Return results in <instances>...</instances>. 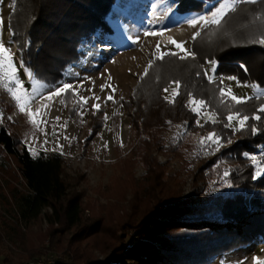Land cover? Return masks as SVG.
<instances>
[{
    "label": "trees",
    "instance_id": "obj_1",
    "mask_svg": "<svg viewBox=\"0 0 264 264\" xmlns=\"http://www.w3.org/2000/svg\"><path fill=\"white\" fill-rule=\"evenodd\" d=\"M117 1L15 0L9 29L24 65L40 82L53 85L63 80L67 68L86 55L83 47L94 32L112 30L108 17ZM205 1L179 0L178 12L201 14ZM225 1L209 0L207 4L215 2L213 9ZM262 16L264 0H236L235 10H228L219 26H204L201 35L192 40L193 55L154 58L131 100L115 102L124 104L130 114L132 148L128 157L116 161L120 175L107 190H97L107 204L97 199L84 201L83 192L77 189L78 179L67 171L59 153L33 155L17 131L10 133L5 124L0 125V157L4 159H0V176L7 183L5 189L0 182V242L5 236L19 249L18 262L39 255L47 239L50 250L72 264H208L238 246L264 240V176L254 178L258 167L264 169V113H260V121L250 119L239 132L224 126L231 112L257 114L264 106V94L235 105L230 100L225 103L219 92L224 76L264 91V44L253 42L264 34ZM208 61L218 63L215 82L205 75ZM173 81H179L180 87L170 102L164 99L163 89ZM75 98L64 94L70 116ZM192 98L205 101L216 123H197L199 115L189 104ZM0 108L4 116L12 110L1 94ZM103 114V110L95 111L90 122L93 129L101 126ZM178 124L186 125L188 139L194 133H217L221 138L219 152L201 162L194 175V180L205 185L219 180L225 187L206 200L181 199L186 182L183 169L190 171L194 146L167 143L162 133L166 126ZM253 127L260 131L253 134ZM154 150L173 153L182 161L181 169L160 162ZM139 163L144 172L136 177ZM18 174L24 190L15 184ZM43 218L47 228L34 231L33 223ZM21 223L27 231L23 232ZM5 263L17 262L7 256Z\"/></svg>",
    "mask_w": 264,
    "mask_h": 264
},
{
    "label": "rangeland",
    "instance_id": "obj_2",
    "mask_svg": "<svg viewBox=\"0 0 264 264\" xmlns=\"http://www.w3.org/2000/svg\"><path fill=\"white\" fill-rule=\"evenodd\" d=\"M207 1L209 0L205 1L202 13L198 14L195 12L179 13L178 4H171V0H118L108 17L112 30L98 29L94 32L92 39L83 47L86 55L80 62L67 68L63 80L49 85L53 89L62 86L64 83L73 85L76 92V98L73 100L75 104L73 116L69 115L67 105L64 102V94L54 97L51 101L38 100L31 105V108L33 111L42 109V120L46 123H42L39 128L34 127L30 123L29 117L25 113H21L16 101L0 82V94L12 105V110L6 116H4V110L0 108V112L3 113L0 125L5 124L10 133L17 131L22 138V143L28 149L33 150L35 153L31 152L33 155H38L40 152L59 153L65 160L67 171L78 179L77 189L83 192L84 201L97 199L101 203L107 204V199L97 190H107L113 179L120 175L116 161L128 157L132 148V140L129 137L131 133L130 114L124 104L116 105L115 102L122 99L131 100L137 83L145 74V69L149 68V63L158 55L159 39L166 38L167 42H171L173 39L177 42H184V48L190 53L193 36L196 32H200L204 25L201 23L192 27L188 24V20L200 15H208L217 7L225 8L227 13L231 9L228 6L230 4L235 5L236 2V0H226L212 9L211 7L214 6L215 2L214 4L213 2L207 4ZM13 5L14 0H0V16L3 18L2 40L14 54L18 75L24 81V87L30 90L31 81L27 76V70L30 69L24 65L22 51L13 40L12 32L9 29V15ZM168 6L172 7V12L166 11ZM149 20H153L154 23L149 24ZM146 30L163 32V34L148 36L144 34ZM159 46L160 50L165 52L180 51L175 45L161 46L159 44ZM180 54L184 55V52L180 51ZM214 62V65L209 64V61L205 65L207 77L212 76V80L217 79L218 63L217 61ZM213 68L214 71H212ZM221 83L223 89H230L232 93L241 98H251L264 94L258 85L239 82L233 76L222 77ZM102 85L104 86L103 91L101 90ZM176 88L177 85L172 83L168 91H164L163 94L168 97L169 101L175 98L173 91ZM108 95H112L113 100L108 101ZM80 97L88 98L87 103L83 104L79 99ZM45 104L48 105L47 108H43ZM95 104H100L99 110L104 111L102 124L97 129H93L90 125L91 118L96 111ZM105 114L107 119H105ZM198 115L199 125L209 121L210 116L216 120L214 114L207 111L206 108H202L201 114ZM56 117L60 118L59 121L56 120ZM232 123L234 127L239 126L237 121ZM65 124L67 126L63 127ZM162 133L166 135L167 143L193 144L194 146L189 157L190 160H193L190 167L192 174L188 168L183 169L186 182L181 199L195 198L196 202H199L200 199L206 200L212 193L225 189L224 186L218 184L219 180L210 185L194 180V175L198 172L201 162L211 159L219 152V149L210 142H202L203 138L209 134L194 133L188 139L186 137L188 130L183 124H178L174 128L168 125L162 129ZM59 145L63 147L60 148ZM153 155L160 162H171L174 169H181L182 161L176 158L173 153L164 154L154 150ZM0 159L1 161L4 160L2 157ZM7 161L11 167L17 170L11 159ZM135 171L136 177H140L144 172L143 165L137 164ZM18 175L15 184L24 190V180L20 174ZM0 182L7 189V183L1 176ZM44 211L51 213L52 209L45 208ZM19 225L23 232L27 231L23 223ZM47 226V220L43 218L41 221L33 223V230H45ZM0 249L4 252L0 256V264H4V259L7 256L17 262L16 264H25L39 259H51L60 264H72L67 257L62 254L61 257L60 254L50 250L49 239L42 243L40 254L25 263L18 262L19 249L13 248L5 236L0 242ZM97 254L99 261H103L104 257L99 253ZM256 257L264 261V240L238 246L229 252L218 255L208 264H256Z\"/></svg>",
    "mask_w": 264,
    "mask_h": 264
},
{
    "label": "snow or ice",
    "instance_id": "obj_3",
    "mask_svg": "<svg viewBox=\"0 0 264 264\" xmlns=\"http://www.w3.org/2000/svg\"><path fill=\"white\" fill-rule=\"evenodd\" d=\"M251 2H255V0H251ZM15 3V0H14ZM171 4H179V0H171ZM229 8L232 10H235V5H229ZM166 11L172 12L173 9L171 6H168L166 8ZM226 12L225 8L222 7H217L214 11H210V14L208 15H200L198 17H193L188 20V24L192 27L197 26L198 24H203L205 27H210V26H219L222 23V20L225 18ZM262 20H264V16L261 17ZM149 24L154 23L153 20L148 21ZM2 29H3V18L0 16V82H2L3 87L11 94L13 99L16 101L19 110L21 113H25L29 117L30 123L34 126L39 128L42 123H46V121L42 120V115H43V110L38 109L33 111L31 108V105L35 103L38 100H48L51 101L53 100L54 97H58L61 94H73L75 95V89L72 84L70 83H64L62 86H57L54 89L51 88L47 83H41L39 79H37L34 75V73L31 70H27V76L29 80L31 81V88L26 89L24 87V81H22L19 78L18 75V69L16 66V62L14 61V54L11 52V49L9 47H6L3 40H2ZM145 35L148 36H157V35H162L163 32H157V31H151V30H146ZM201 35V32H196L193 36V39H196ZM99 39V37H97ZM102 42V41H101ZM254 43H260L264 44V34H262L260 37L256 38ZM171 43L175 45L177 49L180 51L184 52V55H180V51H161L159 44L157 45V53L158 55L155 57L156 60H163L165 57L171 55L178 57L180 59H185L193 55L192 53H189L185 48H184V42H177L176 40H171ZM209 64H215L214 61H209ZM153 66L152 62L149 63V68ZM214 71V68L212 69ZM148 75V69H145V76ZM207 75V73H205ZM208 79L212 82H215L212 80V76H208ZM177 85V88L173 91V97L179 94V87L180 83L179 81H173ZM101 90H104V86H101ZM115 91V89H113ZM163 91L167 92L168 88L163 89ZM221 99L227 103L229 100L235 104V105H241L246 103L247 99L250 98H241L236 96L232 91L225 90L222 87L219 89ZM225 97H227V100H225ZM80 101L83 104L87 103L86 97H80ZM97 99H99L97 97ZM165 100H168V97H164ZM107 100L111 101L113 100L112 95L107 96ZM170 102H174V99ZM190 105H192L191 110L197 114H201V109L207 107L205 104V101L203 99H195L192 98L190 100ZM48 105H43V108H47ZM95 110L99 111L100 109V104H95L94 105ZM260 113H264V106H261L257 110V114L254 116H249L247 114H242L239 111L236 112H231L230 114L227 115V123L224 125L227 128L233 129L234 131H242L248 126V121L250 119L260 121L261 120V115ZM3 118V113L0 112V121H2ZM59 117H56V120L59 121ZM105 119H107V115L105 114ZM209 121L211 123H216V120L213 119L211 116L209 117ZM233 121L238 122V127L233 126ZM199 123V122H197ZM67 125H63V127H66ZM42 130V129H41ZM253 134L258 133L260 130L253 127L251 129ZM46 134V133H45ZM55 134V133H54ZM67 139V137H65ZM220 136L217 133H210L206 138H203V141L210 142L212 145L215 146V148L220 147ZM231 142V141H229ZM47 143V141H45ZM60 148H62V145H59ZM55 150V149H54ZM30 152H33L31 148H29ZM33 154H35L33 152ZM250 159L253 162H256L257 158L255 156L250 157ZM229 175L228 172L224 173V176L227 177ZM261 176H264V169H260L258 167V170L256 171L254 178H259ZM231 187V185H228ZM256 264H264V261H261L259 257L255 258Z\"/></svg>",
    "mask_w": 264,
    "mask_h": 264
},
{
    "label": "built area",
    "instance_id": "obj_4",
    "mask_svg": "<svg viewBox=\"0 0 264 264\" xmlns=\"http://www.w3.org/2000/svg\"><path fill=\"white\" fill-rule=\"evenodd\" d=\"M25 264H60L58 261H54V260H51V259H48V260H36V261H32V262H28V263H25Z\"/></svg>",
    "mask_w": 264,
    "mask_h": 264
},
{
    "label": "clouds",
    "instance_id": "obj_5",
    "mask_svg": "<svg viewBox=\"0 0 264 264\" xmlns=\"http://www.w3.org/2000/svg\"><path fill=\"white\" fill-rule=\"evenodd\" d=\"M159 44L161 45V46H168V45H170V46H174V44H172L171 42H169L168 44H166V43H164L162 40H160L159 39Z\"/></svg>",
    "mask_w": 264,
    "mask_h": 264
},
{
    "label": "bare ground",
    "instance_id": "obj_6",
    "mask_svg": "<svg viewBox=\"0 0 264 264\" xmlns=\"http://www.w3.org/2000/svg\"><path fill=\"white\" fill-rule=\"evenodd\" d=\"M207 10V9H206ZM167 36V35H166ZM165 37V36H164ZM166 38H163V42H166V43H169V42H167V40H165Z\"/></svg>",
    "mask_w": 264,
    "mask_h": 264
}]
</instances>
